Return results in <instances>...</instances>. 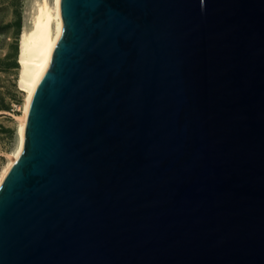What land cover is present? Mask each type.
<instances>
[{"label": "water", "instance_id": "water-1", "mask_svg": "<svg viewBox=\"0 0 264 264\" xmlns=\"http://www.w3.org/2000/svg\"><path fill=\"white\" fill-rule=\"evenodd\" d=\"M59 14L0 264H264V0Z\"/></svg>", "mask_w": 264, "mask_h": 264}, {"label": "rangeland", "instance_id": "rangeland-1", "mask_svg": "<svg viewBox=\"0 0 264 264\" xmlns=\"http://www.w3.org/2000/svg\"><path fill=\"white\" fill-rule=\"evenodd\" d=\"M47 1L53 8L54 0ZM42 2L0 0V174L8 164V155L19 144L18 116L22 114L25 97L19 86V39L23 30L32 26L38 4Z\"/></svg>", "mask_w": 264, "mask_h": 264}, {"label": "bare ground", "instance_id": "bare-ground-1", "mask_svg": "<svg viewBox=\"0 0 264 264\" xmlns=\"http://www.w3.org/2000/svg\"><path fill=\"white\" fill-rule=\"evenodd\" d=\"M59 7L60 0H54L53 8L50 7L47 0H43L41 4H38L32 26L28 30H23L19 39L18 62L21 66L19 86L25 92L23 111L18 116L17 135L19 136V144L16 150L8 155V164L0 174V187L24 149L31 99L40 78L49 66L52 50L60 35Z\"/></svg>", "mask_w": 264, "mask_h": 264}]
</instances>
